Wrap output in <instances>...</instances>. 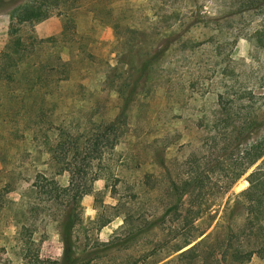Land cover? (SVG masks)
Masks as SVG:
<instances>
[{
	"label": "rangeland",
	"instance_id": "rangeland-1",
	"mask_svg": "<svg viewBox=\"0 0 264 264\" xmlns=\"http://www.w3.org/2000/svg\"><path fill=\"white\" fill-rule=\"evenodd\" d=\"M24 1L0 0V50L10 13ZM242 1L101 0L100 16L107 20L111 6L115 28L85 9L17 25L26 42L31 36H62L57 45L70 60L71 78L54 95V105L45 103L52 121L47 133L60 125L64 147L65 140L76 138L70 145L79 149L75 157V147L68 146L70 154L63 157L61 149L52 158L40 136L17 141L14 189L0 210V264H26L21 238L27 237L29 253L36 249L48 264H180L175 253L168 254L180 237L175 215L166 213L172 196L165 188L170 179L178 183L189 173L200 175L204 191L212 194L193 232L215 230L221 239L227 225L237 229L242 216L230 204L247 186L254 165L224 191L229 119L219 111V96L224 103L247 87L254 106L264 105L258 98L264 93V46L249 38L264 26V7L243 13ZM146 46L160 49L152 56L150 89L141 92L144 77L130 82L135 94L126 102L118 86L137 75ZM123 105L118 130L86 151L97 125L113 120ZM21 112L17 107L15 118ZM37 120L30 117V124L41 133ZM4 179L0 176V185ZM117 210L124 219L114 215ZM66 246L71 251L64 259ZM195 264L215 263L209 258ZM246 264H264V251Z\"/></svg>",
	"mask_w": 264,
	"mask_h": 264
},
{
	"label": "trees",
	"instance_id": "trees-1",
	"mask_svg": "<svg viewBox=\"0 0 264 264\" xmlns=\"http://www.w3.org/2000/svg\"><path fill=\"white\" fill-rule=\"evenodd\" d=\"M100 1L25 0L10 13L8 39L0 50V176L5 178L0 185V210L7 201L6 194L14 189L16 169L13 158L16 154L17 141L40 136L46 141L45 150L52 158H55V153L58 156L61 149L65 151L63 157L70 154L66 153V147H71L70 144H74L76 141V138L65 140L64 147L65 134L60 125L56 126L54 134L47 133L52 121L50 113L46 114L48 106L45 103L48 101L54 105L56 94L71 78L69 75L70 60L61 56L63 46L57 45L62 36L60 39L56 36L42 38L31 36L26 42L22 35L17 33V25L33 24L52 14L66 16L75 10L85 9L91 13L92 18L99 19L104 24L115 28V21L109 20L112 18L110 13L112 7H107L109 18L104 20L103 16H100L103 9V7L100 8ZM239 7L243 13L258 11L264 7V0H243ZM66 27L67 25L63 24L60 35H63ZM249 38L255 44L264 46V26L252 30ZM147 48L148 46L141 52L143 57L136 69L137 75L133 76V79L123 80L118 86L119 91L123 93L126 91V102L131 100L135 94L132 89L134 85L129 88L130 82L137 83L144 77L141 92H147L150 89L149 85L152 81L149 79V74L153 71L152 56L157 55L160 49L156 48L151 52ZM127 88L129 89L127 90ZM246 89L247 87H243L242 95L232 96L229 101L224 103L220 94L218 102L223 119H229L226 125L227 136L224 152L225 156L231 159L229 173L226 174L224 182V191L228 190L240 176L254 165L246 175L247 186L235 194V199L230 204V208L238 209L239 212H237L242 216V223L237 225L236 230L227 225L221 239L215 235V230L208 232L200 230L198 233H194L196 225L193 223L207 211L212 194L204 191L203 178L197 173L187 174L178 183L170 179L169 186L166 185L165 189H167V195L169 189L172 197L169 200L166 213L171 212L175 215L174 220H176L178 230L175 235L180 237V241L171 248L168 254L175 253L174 259L180 261V264H195L199 260L203 261L209 258L215 264H246L250 256L261 254L264 251V105L260 102L255 107L252 90L248 88L249 92L245 93ZM258 96L259 99H264V93ZM36 97H38L37 100ZM19 106L22 112L15 118L14 115ZM123 110L124 105L120 106V110L113 120L97 125L91 134L92 143L87 146L86 151L96 148L98 142L105 135L118 130L117 126L124 115ZM34 115L37 117V121H41L44 126L43 129L36 126L38 131L42 130L41 133H36L35 128L30 124V117ZM236 115L237 119H235ZM19 124L21 125L18 126ZM72 148H74L73 157H75L79 149L78 144ZM84 154H86L85 151ZM57 160L56 165L59 162V159ZM159 165L162 168L165 167L162 158L159 160ZM66 166H59L58 171H63ZM72 199L74 201V196ZM118 213H120L119 210L114 215H118ZM120 214L124 219L123 213ZM231 218H233V214ZM19 233L21 235L22 231L20 230ZM213 238L216 239V244L207 246V243ZM21 243L26 264H48L46 262L48 260L39 257L36 249L33 253H29L32 243L29 237L21 238ZM70 251L71 247L64 248V259H67Z\"/></svg>",
	"mask_w": 264,
	"mask_h": 264
}]
</instances>
